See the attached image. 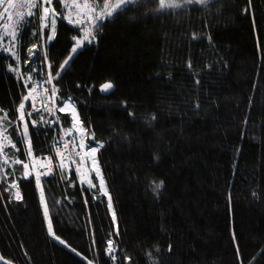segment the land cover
Listing matches in <instances>:
<instances>
[{
	"label": "trees",
	"instance_id": "1",
	"mask_svg": "<svg viewBox=\"0 0 264 264\" xmlns=\"http://www.w3.org/2000/svg\"><path fill=\"white\" fill-rule=\"evenodd\" d=\"M206 3L161 11L158 0H135L101 23L97 42L63 71L82 28L58 19L35 78L45 87L51 72L58 103L69 97L87 140L101 145L117 227L97 186L57 170L41 186L60 244L48 234L35 177L0 157V264H264V0ZM33 13L21 63L10 48L17 34L0 33V126L22 162L25 122L32 156L55 158L52 131L25 118L17 76L20 67L31 72L26 53L40 37ZM14 180L19 199L8 187Z\"/></svg>",
	"mask_w": 264,
	"mask_h": 264
},
{
	"label": "rangeland",
	"instance_id": "2",
	"mask_svg": "<svg viewBox=\"0 0 264 264\" xmlns=\"http://www.w3.org/2000/svg\"><path fill=\"white\" fill-rule=\"evenodd\" d=\"M135 1V0H134ZM208 1H211V0H206V2H208ZM53 2H55V0H53ZM119 2H120V0H59L58 1V4H59V9H60V13L54 8V6H53V3L51 4V5H45V6H47V7H49V9H50V13H49V15H48V17L46 18V19H41V17H43L44 16V12H43V6H41L40 7V9H39V21H40V23H39V32H40V37H39V39H36L35 40V45H36V48L35 49H33V51H35L36 53H37V55L36 56H34V57H30L29 56V52L27 53L28 54V60H31L30 61V63H33V60H37L38 58L37 57H39V58H43L44 59V57H43V55L41 54H39L40 52H41V48L43 47V51H44V47H46L47 48V46L51 43V41L53 40H51V41H49L48 39H47V37L48 36H50V35H52L53 36V38H54V36H55V31H54V34H53V27H52V25H51V20L52 19H56V24H57V21H58V19H62V20H66L67 22H68V19L69 18H71L72 19V21H73V23L72 24H70L69 22V24L71 25V26H74V27H81L82 29V36H83V34H84V31H86V30H92L93 31V34L95 35V40H92V42L91 43H96L97 42V28H95V29H93V17L94 16H103V15H105L107 12H109V11H112V9L113 8H115V6L117 5V4H119ZM175 2L176 3H178V4H180L181 5V7H179V8H171V9H164V10H174V9H181V8H185L186 6H190V5H196V4H198V5H204V4H207L206 2L205 3H188V4H186V3H184V0H175ZM106 5H109L108 7H106ZM32 11L31 12H33V9H31ZM61 12H63V14H62V16H63V18H61ZM103 22H105V20L103 21ZM102 22V23H103ZM56 24H55V26H56ZM35 28L34 27H32V30H31V32H32V35H31V37L32 36H34L35 35V30H34ZM23 30H25V29H23ZM45 30H47L48 31V35H45L44 36V39L43 40H41V33H43V32H45ZM55 30V29H54ZM37 33V32H36ZM22 35H23V33H22ZM21 35V36H22ZM0 36H1V34H0ZM17 37H18V34L16 35ZM82 36H80V37H82ZM16 40H17V38H15V45L14 44H12L13 42H11L10 43V48H12V50H16L17 49V44H16ZM88 42L87 41H85L83 44H82V46H84L85 44H87ZM91 43H88V44H91ZM21 44V43H20ZM41 44V45H40ZM2 45V44H1ZM75 46V45H74ZM81 46V47H82ZM33 48V47H32ZM31 48V49H32ZM73 48V47H72ZM10 51H11V49H10ZM42 51V52H43ZM11 52H13V51H11ZM15 53H17L18 54V56H19V59H18V61L21 63V61H20V57H21V55H20V52H19V50H17ZM70 53H71V51H70ZM73 56V54L71 53L70 55H69V57L67 58V59H69L70 57H72ZM17 58V57H16ZM27 60V61H28ZM26 61V62H27ZM19 62H18V65L17 66H19ZM18 70V69H17ZM104 85V84H103ZM112 86H113V84H112ZM100 90L102 91V92H108V91H110L111 89H109V90H107V91H103L102 90V85L100 86ZM64 101L66 102L67 101V99H64ZM64 101H62L61 102V104L60 105H58L57 103H56V106L57 107H54V106H51V108H52V111L55 113V111H57V109H59L58 107L59 106H62L63 105V103H64ZM30 107V106H29ZM29 112H30V115H32L33 114V110H30L29 109ZM65 119H67V121L70 119L71 120V118H67V117H65ZM74 119L76 120H73V121H75V123L77 124V126H76V129L79 131H77V132H73L72 133V135L70 136V138H69V140H71L70 141V143H64V145H67V148H62L61 149V152L63 153V157H60V156H57V154H56V152H55V154H56V158H57V160H58V162H59V164L61 163V160H63V163L64 164H66L65 162L67 161V160H69V161H71V158H70V155L71 156H73V158H75V160H77V159H79L80 160V158H81V156H82V159H86V158H88V160H89V162H90V165H91V169H92V171L90 170V165L89 164H87V163H83V166L81 167V171L84 173V177H86L84 180H83V182H81V179H80V177L79 176H77V175H75V178H76V181H77V183H78V185H80V186H83V185H87L88 187H89V185H88V181L89 180H91V178H95V186H97V188H98V191H99V194L101 195V193H100V186H99V184H98V182H99V179H98V175L95 173V169H94V164H93V162H92V156L89 154V149L90 148H93V146L95 147H98V148H100L101 146H100V144L99 143H89L90 142V140H87V129H85L83 126H82V124H80L77 120H79V119H77L76 118V116L74 115ZM27 120V119H26ZM68 121V123H67V127H71V121ZM21 123V122H20ZM25 124H26V122L25 123H22L21 125H22V127H21V132L23 133V131H24V126H25ZM23 139L22 140H20V143H22L23 144V148H24V150H25V147L27 148V151L26 152H28V141H29V133H28V136H27V138H25L24 136L22 137ZM85 141V142H84ZM65 142V141H64ZM16 144V143H15ZM81 145H83L84 147H81ZM73 148L75 149V150H73ZM12 150H15V147H12L11 148ZM7 151H9L8 149L5 151V153L7 152ZM8 153V152H7ZM98 153V152H97ZM97 153H96V159H95V161L97 162V165H98V167H99V170H100V173H101V168H100V166H99V162L97 161ZM6 156H11L10 154H0V157H1V160H2V162L4 163V160H8V159H6ZM90 156V157H89ZM12 157V156H11ZM13 158V157H12ZM11 158V159H12ZM81 159V160H82ZM29 162H28V164L29 165H33L34 166V162H35V160H34V156H31L29 159ZM56 160V159H55ZM25 163V162H24ZM5 165H7V163H4ZM23 165V164H22ZM66 166H67V164H66ZM79 167H80V165H79ZM89 170V171H88ZM66 172L68 171V170H65ZM50 174V173H49ZM48 174V175H49ZM78 174H81V173H79L78 172ZM102 174V173H101ZM48 175H44V176H47L48 177ZM11 176H14L15 178H16V176H15V174H13V175H11ZM102 177H103V174H102ZM18 179V178H17ZM104 180V179H103ZM14 181H17V180H14ZM13 181V182H14ZM8 184H11V183H8ZM37 186V185H36ZM8 187H9V185H8ZM13 188V191H14V194L17 192V188H15V187H12ZM41 188H42V186H41ZM37 190H38V195H39V197H40V188H38L37 187ZM102 196H104L105 198H106V200H107V197L103 194ZM14 198H15V195H14ZM43 208V207H42ZM108 213H110V215H111V217H112V211H111V209H109V211H108ZM113 220V219H112ZM47 222V221H46ZM51 238H53L52 236H50ZM54 239V238H53ZM54 240H57V239H54ZM58 241V240H57ZM59 242V241H58ZM60 243V242H59ZM61 244V243H60ZM108 249H109V247H108ZM88 264H92V263H88Z\"/></svg>",
	"mask_w": 264,
	"mask_h": 264
},
{
	"label": "snow or ice",
	"instance_id": "3",
	"mask_svg": "<svg viewBox=\"0 0 264 264\" xmlns=\"http://www.w3.org/2000/svg\"><path fill=\"white\" fill-rule=\"evenodd\" d=\"M132 2H134V0H120L119 4H117L115 6V8L112 9V11L107 12L103 16H99V17L98 16H94L93 17V29L99 28L101 26V23L104 20H107L108 18L114 16L124 6H126L127 4H130ZM158 2H159L161 11H163L164 9H171V8H179V7H181V5L176 3L175 0H158ZM205 2H206V0H184V3H186V4H188V3H201L202 4V3H205ZM4 3H5V0H0V5H2ZM52 3H53V0H44V4L45 5H51ZM7 4H8L9 7H12V8L16 9L17 21H18V24L21 25V26L25 22V19H26L24 14H23V9L24 8L36 9L37 11H39V9L41 7V5L39 3V0H26V2H25V0H7ZM108 6L109 5H106V7H108ZM4 12H8V8H4ZM43 12H44V16L41 17V19H46L48 17L49 13H50L49 7L45 6L43 8ZM33 14L34 13L31 12V11L28 13V15H33ZM2 15H3V13H0V16H2ZM9 18H11V17H9ZM61 18H63L62 14H61ZM68 22L70 24L73 23L71 18L68 19ZM55 24H56V19H52L51 20V25L53 27V34H54ZM4 27L7 29L8 25H5ZM16 27H17V25H13L14 29ZM5 34H7V33H5ZM12 35H13V37H15V35H16L15 31L12 32ZM95 38L96 37L93 34L92 30L84 31L83 36L81 38H79V39L74 37L75 46L71 49V53L73 55L76 54L85 41H87L88 43H91L92 40H95ZM47 39L49 41H51L53 39V36L50 35V36L47 37ZM35 48H36V45H33V48L29 49V56L30 57H34V56L37 55V53L35 51H33V49H35ZM5 51H8V49H5ZM11 54L16 56L17 59H19V56H18L17 53L12 52ZM46 59H47V56H46ZM70 59H71V57L69 59H66L63 62V64H61V66H60V70L61 71H63V69L67 66V64L69 63ZM50 67H51V65H50ZM59 75H60V72L58 71L56 73V76H59ZM52 79H53V77H52L51 72H50L49 73L48 82L50 83L52 81ZM112 87L113 86H112L111 83H105L104 85H102V90L103 91H107V90L111 89ZM33 91H35V89H30L29 93L31 94ZM52 95H53V97H55V95H56L55 89H53ZM23 99L24 100H28L29 96H25V97H23ZM24 107H25L24 103H21L19 105V109L21 110V115H20L19 119H21V120H23L24 116H25V113L23 112ZM70 107L73 108V113H74V107L71 105V101L68 100V101L63 103V106L59 108V111H65L66 109H68ZM48 111H49V113H51L52 112V108H49ZM28 115H30V113ZM74 123H75V121H74ZM69 134H71V133L69 132ZM22 135L25 138H27V136H28V126H27V124H25V126H24V131H23ZM4 141H7L9 144H12V147H15V144L12 143V141L9 138V136L7 135V129L4 128V127H0V154H4L3 153V149L5 147V144L3 143ZM81 147H84V146L81 145ZM65 148H67V145H65ZM73 150H75V149L73 148ZM88 151L94 157L97 149L93 147V148H90ZM56 154H57V156L63 157V153L60 151L59 148H57ZM28 155L32 156V149H31V142L30 141H28ZM45 159H48V158H45ZM7 162H8L7 160H4V163H7ZM81 162H83V161H81ZM13 163L17 164V165L23 164V169H24L23 178L24 179H30L31 178V173L29 172V165L27 163H24V162H22L19 159H15L13 161ZM58 167L60 168L61 171H63V160H61V163L58 165ZM77 171H79V169H77ZM51 172H52V169L49 168L48 171L37 174L36 177H35V181H36L37 187L40 188V203H41V206L43 207L44 218L47 221L48 234L50 236H52L54 239H57L61 244H66V242L64 240H62L59 237L55 236V233L53 231L52 222H51V219L49 218V209H48V206H47V203H46L45 193H44V190L41 188V178H42V176L48 175ZM97 175L99 176V171L98 170H97ZM80 179H81V182H83L84 177L81 176ZM88 185H89V187H95V185L92 183L91 180L88 181ZM100 185H101L100 191L105 196H107L108 193H107L106 189L103 187L104 181H103L102 178L100 179ZM9 187L10 188L11 187H15V188L18 189V184L14 181L12 184L9 185ZM160 187H162V182H161V184H156L155 185V189H159ZM5 191H8V189H5ZM14 195H15L16 199L20 198V193H19L18 190H17V192ZM108 207H109V209H111V207H112L110 196H109ZM113 219H115L114 215H113ZM108 244H109L108 251L111 252L112 251V247H113V242L110 240V241H108ZM112 259L115 260L116 257L113 256Z\"/></svg>",
	"mask_w": 264,
	"mask_h": 264
},
{
	"label": "bare ground",
	"instance_id": "4",
	"mask_svg": "<svg viewBox=\"0 0 264 264\" xmlns=\"http://www.w3.org/2000/svg\"><path fill=\"white\" fill-rule=\"evenodd\" d=\"M40 5L41 6H43V7H45V4H44V2H42V3H40ZM11 7H8V12H6L5 13V17H7V16H9L10 14H11ZM30 11H32L31 9H26V12H24L23 14H24V16L27 18V19H29V16L30 15H28V13L30 12ZM0 33H1V31H0ZM46 48V47H45ZM20 50V49H19ZM27 52V51H26ZM27 54V53H26ZM30 61L31 60H28L26 63H25V66H33V65H35V64H37L36 62H35V60H33V63H30ZM46 63H47V61H46ZM46 65V64H45ZM48 68V67H47ZM22 70V68L20 67L19 68V71H21ZM48 70V69H47ZM18 71V72H19ZM48 75V80H49V73L47 74ZM47 83H48V85H45V87H44V89H43V92L42 93H40V94H38L35 98H37L38 100H39V103L37 104V103H35L34 102V99H32V98H30L29 97V99H28V101H29V105H30V107H29V109L30 110H33V114L32 115H28L30 112H28L27 113V115L25 116V118L28 120H30L31 121V123L33 124V126H37V127H39V128H41L42 130H45V131H47V130H50V131H52V134H53V137H52V146H53V152L55 151V152H57V148H59L60 149V151H61V149L62 148H64L65 147V145H64V143H70V141L71 140H69V138H70V136L72 135V133L73 132H77L78 130L76 129V126H77V124L76 123H74V121L73 120H75L74 119V115L76 116V118L77 119H79V114H78V109L76 108V106H75V104H74V102L69 98V100L71 101V105L72 106H74V113H73V108L72 107H70V108H68V109H66L65 111H59V109H57V111H55V113L52 111L51 113H49V115H48V118H47V121H45V122H41L40 120H39V115H38V113H39V110H37L34 106H42V105H44V104H47L48 105V107L49 108H51V104L49 103V100L53 97V95H52V91H53V89H55V86H53V83H52V81L49 83L48 81H47ZM55 91H56V89H55ZM58 94H57V91H56V95L55 96H57ZM26 96H28L27 94H26ZM63 106V105H62ZM61 106V107H62ZM75 108H76V111H77V113L75 112ZM62 117H67V118H71V127L69 126V127H67V126H65V124H64V120L62 119ZM68 120V121H69ZM76 121V120H75ZM80 124H82V122H81V118L79 119V120H77ZM19 132V131H18ZM69 132L71 133V134H69ZM79 132V131H78ZM19 134H21V131L19 132ZM7 135L9 136V138H10V140H11V134H10V132L7 130ZM23 136H21L20 135V137H19V141L20 140H22L23 138H22ZM12 141V143H14L13 142V140H11ZM65 141V142H64ZM85 142V141H84ZM4 144H5V147H4V149H3V153L4 154H9V152L7 153H5V151L8 149V150H10L11 148H12V144H9L7 141H4L3 142ZM15 144V143H14ZM16 146V145H15ZM94 147V146H93ZM94 148H96L97 149V151H96V153L98 152V150H99V148L98 147H94ZM55 152H54V156H55V158L54 159H52L50 156L48 157V156H38V157H34V160H35V162H34V166L33 165H29L28 164V162H29V158L31 157V156H29L28 155V152H26L25 153V155H26V158H25V160L23 161V162H25V163H27L28 165H29V172L31 173V177H36V175L37 174H35L34 173V170H36V168L38 167V160L40 159V158H42V157H46V158H48V159H50V162L52 163V172L48 175V177L49 176H52L53 175V173L55 172V171H59V172H61L62 174H65L66 175V177H67V179H69L70 178V176H71V174L72 173H74V175H77V176H79V177H81V176H83L84 177V173L81 171V166L79 167V164L77 163V161L79 160V159H77V160H75V158H73V156H71L70 155V158H71V161H69V160H67L65 163L67 164V166H66V164H64L63 163V171H61L60 170V168L58 167V165H59V162H58V160H57V158H56V154H55ZM96 153H95V156L93 157L90 153V155L92 156V162H93V164H94V169H95V173L97 174V170L99 171V176H98V179H99V182H98V184H99V186H100V188H101V185H100V179L102 178V179H104L103 177H102V174L100 173V170H99V167H98V165H97V162L95 161V159H96ZM3 154V155H4ZM90 157V156H89ZM12 157L11 156H6V159H8L7 161V166L8 167H13V161L15 160V159H17V157H13L12 159H11ZM56 159V160H55ZM82 159V156H81V158H80V160ZM77 169H79V171H77ZM65 170H68L67 172L65 171ZM78 172L79 173H81V174H78ZM11 175H13V174H11ZM7 177V176H6ZM42 178H47V176H42ZM41 178V179H42ZM86 177H84V179H85ZM104 181V185H103V187L106 189V191H107V193H108V195L106 196L107 197V200H106V202H105V205H107V208L109 209V207H108V203H109V196H110V194H109V192H108V189H107V183H105V180H103ZM16 183L18 182V181H15ZM13 183V182H12ZM11 183V184H12ZM8 185H10V184H8ZM100 193H101V195H103V193L100 191ZM110 198H111V196H110ZM112 205V204H111ZM113 206V205H112ZM112 208L113 207H111V211H112ZM110 215V214H109ZM113 215L115 216V214H112V219H113ZM111 216V215H110ZM113 223H114V226L115 227H117V220H116V217H115V219H113Z\"/></svg>",
	"mask_w": 264,
	"mask_h": 264
},
{
	"label": "built area",
	"instance_id": "5",
	"mask_svg": "<svg viewBox=\"0 0 264 264\" xmlns=\"http://www.w3.org/2000/svg\"><path fill=\"white\" fill-rule=\"evenodd\" d=\"M26 2V0H25ZM44 2V0H39V3H42ZM8 4H7V0H5V3L0 5V13H3L2 16H0V28H3L5 25H8L9 23H13V24H16V25H19L18 24V21H17V16H16V9L15 8H12L11 7V14L7 17H5V13L4 12V8H8ZM26 9L28 8H24L23 9V13L26 12ZM11 17V18H9ZM26 18V17H25ZM28 21H27V18L25 19V22L20 26L21 30H23L26 25H27ZM43 90H35V92H32L31 94L29 93V97L34 99V102L35 103H39V100L37 98H35L38 94L42 93ZM49 103L51 104V99L49 100ZM37 110H39V120L41 122H45L47 121V118H48V115H49V107L47 104H44L42 106H34ZM46 157H42L38 160V167L36 168V170H34V173L35 174H39V173H43V172H46L48 171L49 168L52 169V163L49 162L50 159H45Z\"/></svg>",
	"mask_w": 264,
	"mask_h": 264
},
{
	"label": "water",
	"instance_id": "6",
	"mask_svg": "<svg viewBox=\"0 0 264 264\" xmlns=\"http://www.w3.org/2000/svg\"><path fill=\"white\" fill-rule=\"evenodd\" d=\"M113 207V206H112ZM108 211H109V209H108ZM110 214V213H109ZM112 214H114V209L112 208Z\"/></svg>",
	"mask_w": 264,
	"mask_h": 264
},
{
	"label": "crops",
	"instance_id": "7",
	"mask_svg": "<svg viewBox=\"0 0 264 264\" xmlns=\"http://www.w3.org/2000/svg\"><path fill=\"white\" fill-rule=\"evenodd\" d=\"M54 39V38H53ZM74 107V106H73ZM75 112L77 113V111H76V108H75Z\"/></svg>",
	"mask_w": 264,
	"mask_h": 264
},
{
	"label": "clouds",
	"instance_id": "8",
	"mask_svg": "<svg viewBox=\"0 0 264 264\" xmlns=\"http://www.w3.org/2000/svg\"><path fill=\"white\" fill-rule=\"evenodd\" d=\"M22 39V38H21Z\"/></svg>",
	"mask_w": 264,
	"mask_h": 264
}]
</instances>
